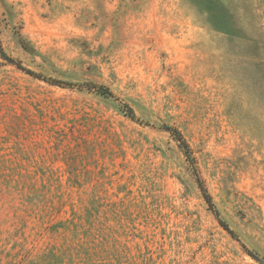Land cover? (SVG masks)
<instances>
[{
	"label": "rangeland",
	"instance_id": "obj_1",
	"mask_svg": "<svg viewBox=\"0 0 264 264\" xmlns=\"http://www.w3.org/2000/svg\"><path fill=\"white\" fill-rule=\"evenodd\" d=\"M0 46V264H264V0H0Z\"/></svg>",
	"mask_w": 264,
	"mask_h": 264
},
{
	"label": "trees",
	"instance_id": "obj_2",
	"mask_svg": "<svg viewBox=\"0 0 264 264\" xmlns=\"http://www.w3.org/2000/svg\"><path fill=\"white\" fill-rule=\"evenodd\" d=\"M0 54L2 56H5V54L2 51V47L0 46ZM9 61H11V63L15 64L19 69L23 70L24 72L28 73L29 75H32L34 77H38L40 79H43L47 82L50 83H55V84H60L62 83L59 80L44 76L43 74H40L38 72H35L29 68H26L25 66H23L20 62L12 60L11 58H8ZM86 86L90 89H94L95 91H97L100 94H103L105 96H109V97H114L117 98L115 96V94L113 93V91L102 84H94V83H89L86 84ZM123 106L125 107V114L130 117L131 119L135 118L134 112L131 108V106L129 104H127L126 102H122ZM163 128L169 132V134L172 136V138L175 140L177 146L180 148V150L183 152V154L185 155L186 159L190 162V164L193 166V157L191 155V149L188 145V143L186 142L185 138L182 136V134L175 128L171 127V126H163ZM194 174H195V179L197 181V184L203 194V197L206 201V203L208 204V206L211 208L214 216L217 218L219 224L232 236V237H236L235 233L233 230H231L228 226V224L222 220L221 218H219V212L218 210L215 208L213 202H212V198L210 196V194L207 192L206 188L203 185V181L200 178V176L197 174V171L195 168H193ZM242 247L245 249V251H247L251 256L255 257L254 254L247 250V248H245V246Z\"/></svg>",
	"mask_w": 264,
	"mask_h": 264
}]
</instances>
